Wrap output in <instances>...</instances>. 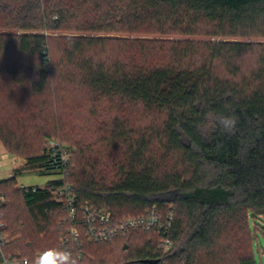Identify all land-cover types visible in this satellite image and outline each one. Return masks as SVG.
Listing matches in <instances>:
<instances>
[{"label": "trees", "instance_id": "1", "mask_svg": "<svg viewBox=\"0 0 264 264\" xmlns=\"http://www.w3.org/2000/svg\"><path fill=\"white\" fill-rule=\"evenodd\" d=\"M11 52L39 60L28 69L33 95L46 96L53 82L64 81L118 112L138 105L152 121L111 135L128 144L112 162L111 181L104 162L83 151L72 164L47 147L28 154L0 126L8 151L25 159L14 177L0 180L5 255L33 264L47 248H66L60 239L67 205L53 192L70 186L77 208L88 204L117 217L154 206L174 210L166 255L158 235L136 232L125 240H85L81 264H159L162 256L168 264H257L255 239L264 235V0H0V58ZM8 72L17 83L25 79L19 67ZM223 116L237 118L233 131L220 126ZM25 171L61 179L36 191L15 189ZM9 192L20 194L29 217L6 216ZM42 233L53 237L50 246ZM116 245L126 255L114 253Z\"/></svg>", "mask_w": 264, "mask_h": 264}, {"label": "rangeland", "instance_id": "2", "mask_svg": "<svg viewBox=\"0 0 264 264\" xmlns=\"http://www.w3.org/2000/svg\"><path fill=\"white\" fill-rule=\"evenodd\" d=\"M38 61L37 58L25 57L17 52H11L0 58V126L9 128L11 133H14L25 145L24 151L28 154H37L42 149L57 143L67 152L69 163L72 164L73 160L77 163L82 155L79 152L83 151L86 155L100 162L103 161L104 165L101 169H105L109 181L116 180L112 162L120 160L128 144L122 137L116 135L112 138L111 135L119 127L131 128L138 132L144 126L150 125L152 120L143 118L142 109L138 105L122 107L121 110L127 109V112L122 113L112 110L106 102L100 105L94 104L86 89L69 85L64 81L53 82L46 96L33 95L27 75L28 69L37 66ZM13 67L21 69L19 76L25 78L23 82L17 83L13 80L12 74L8 72ZM56 95L59 97L58 101ZM93 109L95 113L91 112ZM48 133L53 137L47 140L44 136ZM138 135L135 133L132 138L137 139ZM155 147L158 148L157 143ZM2 154H8L9 159L1 158ZM24 163L23 157L9 152L0 140V180L14 177V171ZM59 179H61L60 174L25 171L24 174L16 177L15 189L44 188L48 182ZM7 196H10L7 201L13 204V209L10 207L6 210V216L12 220L16 216L29 217L19 193L9 192ZM259 222L264 230V220ZM258 236L254 245L255 258L257 264H264V235L258 233ZM40 238H45L49 246L53 242V237L51 239L48 233H42ZM116 246L113 248L114 253L126 255L120 245Z\"/></svg>", "mask_w": 264, "mask_h": 264}, {"label": "built area", "instance_id": "3", "mask_svg": "<svg viewBox=\"0 0 264 264\" xmlns=\"http://www.w3.org/2000/svg\"><path fill=\"white\" fill-rule=\"evenodd\" d=\"M53 152H59L64 162H69L67 152L57 143L49 147ZM1 158L9 159L8 154H2ZM30 187H21L30 191ZM36 191L39 187H32ZM55 197L64 198L67 205V217L65 232L61 236L60 242L66 248L70 247L76 252L77 257L82 258V248L84 241L90 243H103L116 240H125L130 234L136 232H148L159 236L163 255H166L172 248V235L174 231V210L164 211L162 208L154 206L146 214L138 216H123L107 212L103 209H95L88 204L77 208L75 196L71 193L70 186L54 191ZM6 202L4 194L0 193V264H30V260L19 259L14 256L5 255L3 248L8 243V238L3 235L4 228L2 208ZM159 264H168L162 258Z\"/></svg>", "mask_w": 264, "mask_h": 264}, {"label": "clouds", "instance_id": "4", "mask_svg": "<svg viewBox=\"0 0 264 264\" xmlns=\"http://www.w3.org/2000/svg\"><path fill=\"white\" fill-rule=\"evenodd\" d=\"M219 123L226 132H231L235 128L237 118L235 116H223ZM33 264H81V261L79 257L74 256L66 248L52 247L42 251L33 261Z\"/></svg>", "mask_w": 264, "mask_h": 264}]
</instances>
